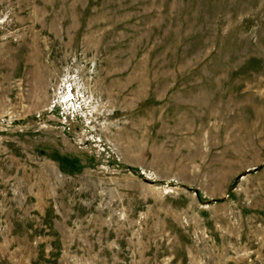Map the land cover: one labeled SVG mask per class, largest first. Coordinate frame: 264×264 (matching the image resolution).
<instances>
[{
    "label": "rangeland",
    "instance_id": "1",
    "mask_svg": "<svg viewBox=\"0 0 264 264\" xmlns=\"http://www.w3.org/2000/svg\"><path fill=\"white\" fill-rule=\"evenodd\" d=\"M0 264H264V0H0Z\"/></svg>",
    "mask_w": 264,
    "mask_h": 264
}]
</instances>
